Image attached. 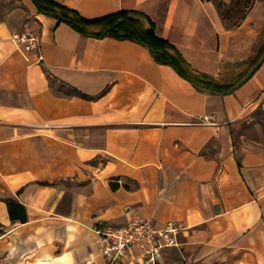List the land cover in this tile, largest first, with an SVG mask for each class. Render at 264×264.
Returning a JSON list of instances; mask_svg holds the SVG:
<instances>
[{
  "label": "crops",
  "instance_id": "obj_1",
  "mask_svg": "<svg viewBox=\"0 0 264 264\" xmlns=\"http://www.w3.org/2000/svg\"><path fill=\"white\" fill-rule=\"evenodd\" d=\"M52 1L90 21L140 12L219 80L264 47V0L234 26L218 6L236 0ZM137 219L182 228L159 264H264V63L220 94L137 42L0 0V264H145L137 248L108 261L97 234Z\"/></svg>",
  "mask_w": 264,
  "mask_h": 264
},
{
  "label": "trees",
  "instance_id": "obj_2",
  "mask_svg": "<svg viewBox=\"0 0 264 264\" xmlns=\"http://www.w3.org/2000/svg\"><path fill=\"white\" fill-rule=\"evenodd\" d=\"M39 13L51 15L65 22L76 31L94 37H115L119 40L137 42L150 50L158 63L173 67L183 78L190 81L196 87H201L220 94L234 93L239 84L254 69L264 56V47L259 55L250 63L228 65V70L234 72L229 81L219 80L198 72L183 59L177 49L157 35L155 23L140 12H122L99 20H86L76 11L65 8L52 0H32ZM250 1L249 6L253 0ZM143 19H148L150 24L146 28ZM95 29L100 31L93 33ZM237 72V74H235ZM85 96V95H84ZM13 202L9 203L12 206Z\"/></svg>",
  "mask_w": 264,
  "mask_h": 264
},
{
  "label": "built area",
  "instance_id": "obj_3",
  "mask_svg": "<svg viewBox=\"0 0 264 264\" xmlns=\"http://www.w3.org/2000/svg\"><path fill=\"white\" fill-rule=\"evenodd\" d=\"M14 41L24 47L25 52L40 45L39 34L23 33L14 36ZM182 228L178 223L169 221L159 225L152 220L132 221L124 228L108 227L97 230L102 245V254L112 263L122 261L131 250L137 248L145 264H159L164 252L179 245Z\"/></svg>",
  "mask_w": 264,
  "mask_h": 264
},
{
  "label": "rangeland",
  "instance_id": "obj_4",
  "mask_svg": "<svg viewBox=\"0 0 264 264\" xmlns=\"http://www.w3.org/2000/svg\"><path fill=\"white\" fill-rule=\"evenodd\" d=\"M249 3H250V1H248V0H236L235 3L231 4L230 6L225 5L223 3H219L218 7H219V9L222 13L223 19L225 20L227 25L228 26H234L237 23H239V21H241V19L245 15V13L248 11L247 7L249 6ZM235 74H237V72ZM233 76H234V72H232V71L229 72L227 78L224 79V82L229 81L230 78H232ZM107 228H105V229H107ZM113 229H116V228L114 227ZM101 254H102V247H101Z\"/></svg>",
  "mask_w": 264,
  "mask_h": 264
},
{
  "label": "water",
  "instance_id": "obj_5",
  "mask_svg": "<svg viewBox=\"0 0 264 264\" xmlns=\"http://www.w3.org/2000/svg\"><path fill=\"white\" fill-rule=\"evenodd\" d=\"M263 63H264V56L261 58L258 65L254 69H252V71L247 75V77L239 84L238 88L245 85L253 77V75L260 69Z\"/></svg>",
  "mask_w": 264,
  "mask_h": 264
}]
</instances>
